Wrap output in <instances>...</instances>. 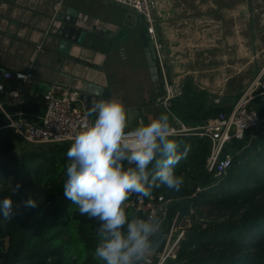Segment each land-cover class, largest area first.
I'll use <instances>...</instances> for the list:
<instances>
[{
  "label": "trees",
  "instance_id": "trees-1",
  "mask_svg": "<svg viewBox=\"0 0 264 264\" xmlns=\"http://www.w3.org/2000/svg\"><path fill=\"white\" fill-rule=\"evenodd\" d=\"M209 95L185 86L169 112L186 126H200L220 112L228 114L241 94L217 103H210ZM250 105L261 123L223 145L220 156L230 160L224 176L206 168L211 152L207 137H172L180 142V151L189 146L174 166L184 182L179 190L162 185L150 195L172 198L150 241L171 227L174 235L183 230L176 256L167 264H264V97ZM72 142L31 144L11 128L0 130V199L11 195L15 205L31 193L37 200L36 207L21 203L11 220L0 217V264H103L94 256L100 221L81 214L64 195ZM17 183L20 188L12 192ZM133 196L140 195L130 194L124 202L130 219L138 216L126 206Z\"/></svg>",
  "mask_w": 264,
  "mask_h": 264
},
{
  "label": "crops",
  "instance_id": "crops-1",
  "mask_svg": "<svg viewBox=\"0 0 264 264\" xmlns=\"http://www.w3.org/2000/svg\"><path fill=\"white\" fill-rule=\"evenodd\" d=\"M156 30L163 57V71L167 86L180 90H204L210 94V103L226 101L240 92L227 94L216 92L232 81L233 73L225 71V65L210 60L208 49H231L237 54L245 44L244 25L249 12L244 0H157ZM59 4V7L57 6ZM66 7L77 10L85 20L97 26H120L123 12L106 0H0V81L4 91L0 92V130L9 128L12 122L40 125L44 114L43 94L50 85L67 86L77 90L85 86H100L110 92V98L122 100L128 111V127L137 128L142 123L166 112L172 127L180 121L170 114L158 101L165 94L160 69L158 81L153 82L154 100L151 103H132L118 94L109 77V65L117 57L119 71L132 69L128 58L117 52L104 57L95 45L73 44L68 52H62L59 38L52 35L56 30L54 16ZM112 7H116L113 8ZM228 31L230 34L228 35ZM38 45L41 50L35 52ZM121 53V54H122ZM219 56L222 62L223 55ZM128 56V55H127ZM129 65V66H128ZM229 71V70H228ZM4 72H31L33 80L24 82L18 98L9 96L16 90L17 81L3 79ZM228 87V84H227ZM125 92V90H120ZM81 92V91H80ZM79 92V93H80ZM231 92V93H230ZM127 95V94H126ZM128 95H139V88ZM178 97V96H177ZM176 98V97H175ZM221 98V99H220ZM154 101V102H153ZM82 109V104H79ZM88 113V112H87ZM92 123L95 114L88 113ZM183 123V122H182Z\"/></svg>",
  "mask_w": 264,
  "mask_h": 264
},
{
  "label": "clouds",
  "instance_id": "clouds-1",
  "mask_svg": "<svg viewBox=\"0 0 264 264\" xmlns=\"http://www.w3.org/2000/svg\"><path fill=\"white\" fill-rule=\"evenodd\" d=\"M90 113L95 114L92 123L82 126L66 152L64 195L81 214L100 221L96 258L103 264H140L163 217L154 208L146 218L130 219L124 202L131 193L147 197L162 185L179 190L184 178L174 166L187 156L189 146L179 150L166 112L131 132L126 130L127 108L118 98L94 102ZM19 188L15 184L12 192ZM21 203L36 207L37 200L30 193L14 205L11 195L5 196L0 217L11 220Z\"/></svg>",
  "mask_w": 264,
  "mask_h": 264
},
{
  "label": "built area",
  "instance_id": "built-area-1",
  "mask_svg": "<svg viewBox=\"0 0 264 264\" xmlns=\"http://www.w3.org/2000/svg\"><path fill=\"white\" fill-rule=\"evenodd\" d=\"M106 1L133 8L142 16L144 22L147 24L156 53V65L160 69L166 88L165 94L158 101L169 111L172 99L181 95V89L175 90L167 86V76L163 71V57L156 30L155 14L158 7L157 0ZM59 4L57 3L56 7H59ZM81 18L85 20L84 16H81ZM41 47V45H38L35 52L40 51ZM2 77L3 79L12 78L17 81L16 90L9 93V96L12 98L19 97L24 82H31L33 80L31 72H4ZM2 91H4V85L0 81V92ZM261 95H264V68L249 84L245 92L240 95L228 114L220 112L216 118L207 121L203 125L194 127L186 126L181 121H177L173 127L174 136L199 135L207 137L211 142V152L206 161V168L209 171H214L216 176H224L230 160L227 156H220L221 149L231 139H241L246 130L257 128L260 125L261 119L257 111L250 105V102ZM43 100L45 109L40 125L35 126L25 122H12L9 124V128L13 129L25 142L47 144L73 141L72 138L82 126L91 124L88 113L80 109L79 92L77 90L56 84L50 85L43 94ZM134 129L130 128L126 130L131 132ZM171 201L172 198L165 197L164 195L149 196L148 198L133 196L128 200L126 206L131 207L138 215L137 217L141 218H146L155 208L164 220ZM174 232V228L171 227L162 248L155 253L147 252L140 264H167L168 259H174L178 242L183 238V230L178 235H174Z\"/></svg>",
  "mask_w": 264,
  "mask_h": 264
},
{
  "label": "rangeland",
  "instance_id": "rangeland-1",
  "mask_svg": "<svg viewBox=\"0 0 264 264\" xmlns=\"http://www.w3.org/2000/svg\"><path fill=\"white\" fill-rule=\"evenodd\" d=\"M244 1L249 16L245 19V44L243 50H239L238 54L236 47L228 49L227 46V48L224 49L207 50L209 51L208 55L210 56V60L216 61L218 65L221 63L224 64L226 73H233L234 75L232 81L226 83L222 88H216L217 93L227 94L229 93V89L230 91L234 90L233 92L235 93L240 92V94H242L257 74L264 68V0ZM112 8L114 10L116 7ZM228 35L233 34H230L228 31ZM122 51L125 52L128 58L127 63L132 64V69L130 71L126 69L125 71H127V74L120 72L117 67L118 60L116 56L113 58L114 60L108 64L110 66L109 77L114 84L115 90L118 91V94L125 95L124 99H129L132 103L150 104L151 100L155 99L152 93L153 82H151L149 78L145 57L139 43L136 42L135 44L133 40H131V43L126 42L123 45ZM213 52H217V54L224 56L222 62L218 61L221 60V58L213 54ZM215 57H217L218 60ZM136 88H139L138 96L128 95L132 89ZM122 89L125 90V92H121L120 90ZM263 97L264 95H261L255 99H261ZM188 224V221L184 223L183 228L188 227ZM178 229L179 227H176V231ZM180 231L178 230L177 235Z\"/></svg>",
  "mask_w": 264,
  "mask_h": 264
},
{
  "label": "water",
  "instance_id": "water-1",
  "mask_svg": "<svg viewBox=\"0 0 264 264\" xmlns=\"http://www.w3.org/2000/svg\"><path fill=\"white\" fill-rule=\"evenodd\" d=\"M122 12V26L126 22L133 24L132 28L137 27L141 44L145 52V58L148 65V71L152 76V81H158V72L156 67V53L153 42L150 38L147 24L144 22L141 15H139L133 8L126 5L115 4ZM54 23L56 30L52 35L59 38V46L62 52H68L73 44L79 45H97L103 56L108 53L104 49V45L110 43L112 36L115 34V26H97V24L83 20L77 10L71 7H66L62 12H58L54 16ZM67 87V86H64ZM72 88V87H70ZM75 89V88H73ZM77 90V89H75ZM79 93V101L82 104V109L90 112L92 104L100 99H109L110 92L101 88L100 86H85ZM221 99V98H220ZM167 234H160L151 241L150 251L148 253L157 252L163 245Z\"/></svg>",
  "mask_w": 264,
  "mask_h": 264
},
{
  "label": "flooded vegetation",
  "instance_id": "flooded-vegetation-1",
  "mask_svg": "<svg viewBox=\"0 0 264 264\" xmlns=\"http://www.w3.org/2000/svg\"><path fill=\"white\" fill-rule=\"evenodd\" d=\"M122 24V23H121ZM133 24L129 21L124 24V26H115V34L112 36V39L109 44L104 45V49H107L108 53L105 54V57L109 59V55H111L114 52H117L119 57L123 58V45L126 42H130L131 40L134 41L136 44L139 43L140 48L142 49V53L145 57V52L143 49V46L141 44L140 36H139V30L137 27L132 28ZM122 53V54H121ZM157 67V66H156ZM158 72V71H157Z\"/></svg>",
  "mask_w": 264,
  "mask_h": 264
}]
</instances>
